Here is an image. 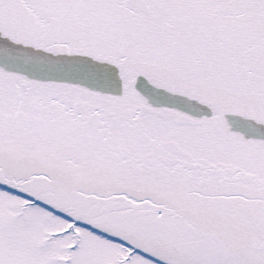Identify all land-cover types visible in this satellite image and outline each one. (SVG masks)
<instances>
[{"label":"snow or ice","instance_id":"snow-or-ice-1","mask_svg":"<svg viewBox=\"0 0 264 264\" xmlns=\"http://www.w3.org/2000/svg\"><path fill=\"white\" fill-rule=\"evenodd\" d=\"M0 264H264V0H0Z\"/></svg>","mask_w":264,"mask_h":264}]
</instances>
